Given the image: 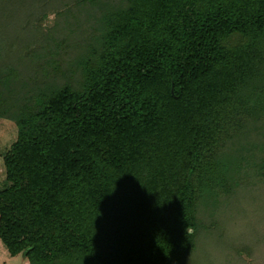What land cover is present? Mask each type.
I'll list each match as a JSON object with an SVG mask.
<instances>
[{
	"label": "trees",
	"instance_id": "obj_1",
	"mask_svg": "<svg viewBox=\"0 0 264 264\" xmlns=\"http://www.w3.org/2000/svg\"><path fill=\"white\" fill-rule=\"evenodd\" d=\"M19 1L41 8L12 34L18 0H0V119L18 127L0 188L9 253L28 264L252 255L233 235L254 241L253 222L231 226L220 206L264 185V0H73L79 23L61 0L69 9L49 29L54 0Z\"/></svg>",
	"mask_w": 264,
	"mask_h": 264
},
{
	"label": "rangeland",
	"instance_id": "obj_2",
	"mask_svg": "<svg viewBox=\"0 0 264 264\" xmlns=\"http://www.w3.org/2000/svg\"><path fill=\"white\" fill-rule=\"evenodd\" d=\"M67 1L71 3V4L70 3L67 4L68 7L71 8L69 16L73 17V13L77 15V11L79 10L78 7L79 4L75 5V2L73 0H67ZM64 3L61 0H54L52 1L51 6L47 7L48 13L44 15L45 16L44 21H42L43 23L42 25H44V28L49 29L50 27H53L57 23L59 13H61V11H65L68 8L62 6V4L64 5ZM40 8H41L40 6H36V8L30 7L19 0L15 5H11V6L8 5L7 10L8 9L12 10L14 13L15 11L18 12V15H13V17H15L14 18L15 23L13 24V28L10 29L9 32L13 34L14 29H17V27H22L24 23L31 22V19H29L28 16H30L32 12L38 11ZM19 13H21L20 16ZM73 20L79 23V17H73ZM62 25L64 26V23ZM23 36L24 37L27 36V31L26 32L22 31L21 37ZM21 37L19 39L20 42H21ZM65 40L72 41V39H65ZM33 41L36 40L30 39L31 43ZM35 43L36 42L32 43L33 45L32 47H36ZM17 137H18V127L16 123L7 119H0V188L4 187L5 184L6 170L4 164V154L10 148L12 143L17 139ZM224 199L225 200L222 202V205L220 206L221 208L220 213L224 214V216L225 215L227 216V220H229L230 224L233 223L231 226L235 224L234 219L236 218L234 217H238V216L247 217L248 220L253 222L252 231H254L256 235V239L254 241L252 236L250 235L251 234L250 232H243V230H241L242 232H238L233 235L235 239L237 236L240 235L241 238L246 239L244 236L246 235L249 239V242L251 243L253 242L252 245L254 251L253 253H251L252 255L245 254L243 258L244 261H242L241 264H264V185L259 184L257 186H253L250 188L238 189L234 194L224 197ZM215 253H216L215 255L216 260L214 263L221 262L220 260L218 261V257L221 254H219V252H215ZM227 256L234 259L232 261L233 264L237 263L236 255L228 254ZM0 264H28V262L22 254L17 256H12L9 253L6 246L4 245V243L2 242V240L0 239Z\"/></svg>",
	"mask_w": 264,
	"mask_h": 264
}]
</instances>
